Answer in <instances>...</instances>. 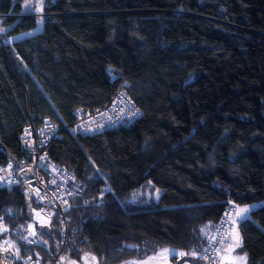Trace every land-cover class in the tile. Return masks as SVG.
<instances>
[{"label":"trees","instance_id":"obj_1","mask_svg":"<svg viewBox=\"0 0 264 264\" xmlns=\"http://www.w3.org/2000/svg\"><path fill=\"white\" fill-rule=\"evenodd\" d=\"M0 29V165L28 160L23 127L48 117L49 155L83 188L29 246L40 204L0 187L19 259L120 264L173 247L197 256L172 264H194L229 202L264 201V0H0ZM121 84L142 116L77 133L74 110ZM237 229L247 264H264V205Z\"/></svg>","mask_w":264,"mask_h":264},{"label":"built area","instance_id":"obj_2","mask_svg":"<svg viewBox=\"0 0 264 264\" xmlns=\"http://www.w3.org/2000/svg\"><path fill=\"white\" fill-rule=\"evenodd\" d=\"M126 85L118 86L110 102L98 109L76 108L73 115L77 133L92 136L105 130L133 125L142 116V110L126 91ZM58 134L57 124L48 117H44L40 124H26L22 130L21 144L29 156L28 160H23L17 167L12 162L0 165V177L3 178L0 179L1 188L21 185L24 192L40 204L33 209V223L45 221L43 224L50 225L55 211L64 216L71 208L72 198L83 192L82 184L74 174L54 162L49 155L48 148ZM237 225L234 204L229 202L219 222L207 235V243L194 264H223V249L237 230ZM23 240L29 246L39 243L36 234H27ZM65 240L64 233L61 241L65 243ZM47 251L46 257L28 255L19 259L10 228L5 218L0 216V264H64L61 251Z\"/></svg>","mask_w":264,"mask_h":264},{"label":"rangeland","instance_id":"obj_3","mask_svg":"<svg viewBox=\"0 0 264 264\" xmlns=\"http://www.w3.org/2000/svg\"><path fill=\"white\" fill-rule=\"evenodd\" d=\"M40 29H41V27L39 26L36 30H34L30 33L33 34V33L39 32ZM21 37H24V36H21ZM262 205H264V201L254 202V203H250L247 205H234L236 220L248 217L249 212L251 210L256 209ZM245 206H248L250 209L248 211V213L246 214V216H244L243 218L237 216L236 212L239 210V208H244ZM36 222L35 223L31 222L30 224H28L27 233L25 236H27V234H29V235L37 234V229H36L37 225H41V224L45 223V221H41V222H43V223L40 222L41 224L36 223ZM43 225H45V224H43ZM43 225H41V226H43ZM163 249L175 250V253H176L175 255H177L179 257H180L179 253L182 252L181 250L173 248V247H166ZM163 249H161L158 252L153 253V254H151V255L143 258V259H130V260L124 261L120 264H172L173 263L172 262V256H174V255L170 252L169 253H163L162 252ZM236 249H237V245L235 243H231L229 248L226 250V253H224L222 256V263L223 264H247V259H246L245 254L240 253ZM149 258H153V259H149ZM88 259L91 260L94 264H97L96 263L97 260L93 255H89ZM183 264H193V263L190 261H186Z\"/></svg>","mask_w":264,"mask_h":264},{"label":"snow or ice","instance_id":"obj_4","mask_svg":"<svg viewBox=\"0 0 264 264\" xmlns=\"http://www.w3.org/2000/svg\"><path fill=\"white\" fill-rule=\"evenodd\" d=\"M0 31H3V29H0ZM0 179H3L2 177H0ZM249 207L245 206L244 208H239V210L236 212V215L243 218L244 216H246V214L249 211ZM163 253H172L173 255H175V250H170V249H163L162 250ZM180 256H185V255H191L193 257L197 256V253L195 251H192L191 253H185V252H180L179 253ZM149 259H153V258H149Z\"/></svg>","mask_w":264,"mask_h":264},{"label":"crops","instance_id":"obj_5","mask_svg":"<svg viewBox=\"0 0 264 264\" xmlns=\"http://www.w3.org/2000/svg\"><path fill=\"white\" fill-rule=\"evenodd\" d=\"M237 220H238V219H237ZM239 220H241V219H239ZM239 220H238V221H239ZM208 229H209V228H208ZM209 231H210V230H209ZM209 231L207 232L208 234H209ZM231 243H235V244L237 245V249H236V250L240 252L239 248H240V246L242 245V239H241V236L239 235L238 229L233 233V235H232L231 238L229 239V241H228V245L224 247L221 256H223V254L226 253V250L229 248V246H230ZM240 253H242V252H240ZM242 254H243V253H242Z\"/></svg>","mask_w":264,"mask_h":264},{"label":"water","instance_id":"obj_6","mask_svg":"<svg viewBox=\"0 0 264 264\" xmlns=\"http://www.w3.org/2000/svg\"><path fill=\"white\" fill-rule=\"evenodd\" d=\"M87 258H86V256L85 255H83L82 256V258H81V262H78L77 264H84L85 262H87ZM62 262L65 264L66 263V260H65V257L64 256H62Z\"/></svg>","mask_w":264,"mask_h":264},{"label":"flooded vegetation","instance_id":"obj_7","mask_svg":"<svg viewBox=\"0 0 264 264\" xmlns=\"http://www.w3.org/2000/svg\"><path fill=\"white\" fill-rule=\"evenodd\" d=\"M78 262H81V261H75L72 264H77ZM65 264H68L67 260H66ZM84 264H94V263L91 260L88 259L87 262H85Z\"/></svg>","mask_w":264,"mask_h":264},{"label":"bare ground","instance_id":"obj_8","mask_svg":"<svg viewBox=\"0 0 264 264\" xmlns=\"http://www.w3.org/2000/svg\"><path fill=\"white\" fill-rule=\"evenodd\" d=\"M22 147V146H21Z\"/></svg>","mask_w":264,"mask_h":264}]
</instances>
